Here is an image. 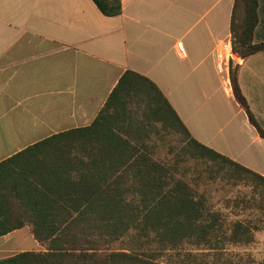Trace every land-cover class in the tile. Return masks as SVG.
I'll list each match as a JSON object with an SVG mask.
<instances>
[{
  "label": "trees",
  "instance_id": "1",
  "mask_svg": "<svg viewBox=\"0 0 264 264\" xmlns=\"http://www.w3.org/2000/svg\"><path fill=\"white\" fill-rule=\"evenodd\" d=\"M93 1L104 15L121 12L120 0ZM239 6L244 16L237 23ZM258 22V0H235L232 53L241 59L264 51V42H255ZM238 69L230 63L234 99L264 138ZM153 130L156 139L150 142ZM49 147L38 156L36 150ZM210 182L248 186L255 209L264 213V177L198 142L156 84L127 70L90 126L0 162V237L30 225L45 248L0 264H204L187 246L249 245L260 230L213 211L199 191ZM224 202L231 209L249 203L227 197ZM117 242L121 250L111 249Z\"/></svg>",
  "mask_w": 264,
  "mask_h": 264
},
{
  "label": "crops",
  "instance_id": "2",
  "mask_svg": "<svg viewBox=\"0 0 264 264\" xmlns=\"http://www.w3.org/2000/svg\"><path fill=\"white\" fill-rule=\"evenodd\" d=\"M258 1L256 43L264 42V0ZM234 5L120 0V14L107 16L93 0H0V162L90 126L131 70L156 84L198 142L264 177V138L230 83L232 62L264 130V51L246 59L232 53ZM243 16L237 7L235 21ZM178 41L186 57L178 55ZM149 136L156 139L154 130ZM44 250L30 225L0 237V259Z\"/></svg>",
  "mask_w": 264,
  "mask_h": 264
},
{
  "label": "rangeland",
  "instance_id": "3",
  "mask_svg": "<svg viewBox=\"0 0 264 264\" xmlns=\"http://www.w3.org/2000/svg\"><path fill=\"white\" fill-rule=\"evenodd\" d=\"M173 144H175L174 141ZM165 156L166 152L162 148L160 158L163 159ZM168 158H173V155H168ZM188 163L191 167L195 164L192 161ZM189 175L191 174L189 173ZM199 191H205V195L210 200L211 209L224 213L227 222L235 220L249 221L258 225L260 230L254 232V240L249 245H226L222 249L219 247L217 250L195 249L190 246H187L186 249L192 251L198 259L203 260L204 264H220L221 262H230L231 264H264V213L255 209L251 189L243 184L229 188V186L224 187L220 183L211 184L210 182L207 186H201ZM225 197L232 200L245 198L249 203L241 205L242 207L240 208H226L224 207ZM122 247V243L117 242L112 245L111 249L121 250Z\"/></svg>",
  "mask_w": 264,
  "mask_h": 264
},
{
  "label": "built area",
  "instance_id": "4",
  "mask_svg": "<svg viewBox=\"0 0 264 264\" xmlns=\"http://www.w3.org/2000/svg\"><path fill=\"white\" fill-rule=\"evenodd\" d=\"M176 50L179 56L181 57H186V51H185V47L184 44L181 41H178L176 43Z\"/></svg>",
  "mask_w": 264,
  "mask_h": 264
},
{
  "label": "water",
  "instance_id": "5",
  "mask_svg": "<svg viewBox=\"0 0 264 264\" xmlns=\"http://www.w3.org/2000/svg\"><path fill=\"white\" fill-rule=\"evenodd\" d=\"M234 56H236V54H234Z\"/></svg>",
  "mask_w": 264,
  "mask_h": 264
}]
</instances>
